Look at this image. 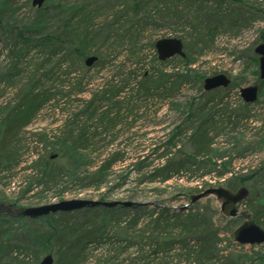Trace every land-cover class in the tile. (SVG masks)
Here are the masks:
<instances>
[{
  "label": "trees",
  "instance_id": "trees-1",
  "mask_svg": "<svg viewBox=\"0 0 264 264\" xmlns=\"http://www.w3.org/2000/svg\"><path fill=\"white\" fill-rule=\"evenodd\" d=\"M11 1L8 0L10 4ZM112 1L109 0L106 5L112 10V16L115 18L112 21L105 18L100 27L95 24L97 10H92V4L88 0L82 2L79 0L68 6L59 2L55 12L45 7L47 0L45 5L36 9L33 19L19 24H11L12 21L9 22L4 18L8 6L5 2L0 23L2 24L4 20L7 22L2 24L1 28L13 40L11 55L24 59L33 48H37L45 57L37 63L35 72L26 82L12 89V97L4 104H0V173L9 172L20 164V156L23 155L21 152L23 133L25 134L26 129L39 115L41 116L45 110H50V103L55 101L58 93L61 92L53 90L55 87H48L43 77L46 79L48 76L54 77L59 71L69 79L73 74V66L70 65L65 71H62V68L67 60L72 58L79 59L89 71L91 66L86 64V59L93 55L98 57L94 64L106 70L108 64H111L117 56L114 53L116 48L123 46L127 48L128 58L141 63L139 45L141 32L147 31L152 24L158 25L155 21L156 15L161 18L160 12L162 10L168 12L174 2L173 0H115L117 2L115 4L120 9H114ZM154 11L157 13L152 15ZM125 16L129 17L120 25V17ZM206 34L211 41L218 32L208 29ZM156 42H151V45L156 47ZM197 45V41L184 43V50L187 48L186 55L172 57L181 58L187 66L184 70L177 67L173 70L158 69L157 65L167 64L172 58L160 60L156 56L153 61L156 66L153 65L151 70H143L137 77L134 75L135 70H130L125 76L122 75L124 65H115L119 72L97 84L100 89L94 92L89 103L85 105L84 112L88 114L87 117L96 119L95 128L101 127V129L91 131L86 124L75 127L80 121L78 113L73 114V118L66 117L65 123L59 127L58 132L55 130L51 133H35L37 139L34 138L35 136L33 139H36V142H45L51 146V149L46 154L31 159L30 163L24 166V170L30 171L29 175L20 181L21 187L27 185L24 191L30 192L39 186H42V190H46L51 185L59 183L66 175L73 181H78L82 188L103 187L110 172L117 166L124 165L126 161V148L118 142L120 131L117 129L123 121L122 107L126 105L130 111L135 109L137 112L144 110V115H147L149 106L156 97L173 95L187 83H202L205 76L195 72L193 68L197 59L192 53ZM73 60L72 64H74ZM18 64L20 62L16 61L10 68L8 78L12 83L17 76L23 77L24 69ZM45 68H47L46 72H41ZM86 77V74L76 76L73 78L74 82L69 79L70 85L77 86L81 93L84 91L83 83ZM93 81L94 78L88 79L86 84ZM64 84L65 82L61 83ZM231 85L237 86L233 81ZM226 89L221 87L204 91L197 101L196 98L192 99L187 109L185 108L187 116L182 124L173 129L165 141L155 146L153 151L159 153L157 165L149 162L146 157L143 159L140 157L145 148H141L138 144L139 139L145 140L147 134L140 135L137 140L136 133L128 138L130 140L128 146L133 145L135 140L138 146L135 148L137 155L133 158L135 160L138 158L133 163L138 175L137 184H165L175 177L182 179L187 173L194 174L202 170L199 177L204 178L218 168V177L228 173L227 163L218 165L212 157L214 141L217 137L214 131L226 129L233 122L238 123L232 121L235 113L232 115L225 111L219 114L215 109L216 100L219 97V100L223 99L221 94ZM124 94L126 95L122 96ZM61 101L62 98L51 107V113L60 111L58 109H62L65 114L69 113V108L61 106ZM64 104L67 106L66 101ZM104 104H107L106 109L100 111ZM250 105V103L243 104L247 113ZM135 122L136 120H133L127 124L131 127ZM51 136L54 140L50 139ZM98 137L100 141L105 140L106 145L95 161L86 162L87 165L94 166V170L92 172L77 170L75 165L81 164V155L87 154L88 157L94 158L96 148H90L96 144ZM55 151H58L56 160L51 163L50 160L55 159L53 158ZM60 157L69 160V165L54 166L53 164ZM35 174L36 177L32 176ZM12 179L7 185L12 183ZM224 181L227 187L235 191L245 180L244 177L232 176ZM123 185V182L117 184L118 187ZM13 204L19 205L18 202ZM246 204L252 209L255 222L264 228V222L261 220L264 218V193L261 196L253 193ZM152 205L150 203L130 206L118 204L114 207L97 206L74 212L50 214L42 217L47 225L44 230L35 226L26 227L17 237L18 242L15 244L9 243L16 237L18 229L14 230L13 225L15 221H23L24 218L0 215L3 219L0 225V264H25L18 257L7 260L14 251L33 255V264H40L44 253L52 254L55 264H124L125 262H127L125 264H134L138 260H142L143 264H264L263 254L257 255L256 261L259 259V262L254 260L252 262L250 254L244 253L241 248L223 254L220 248V232L215 229L213 222L204 218L205 215L201 210L170 209L167 206L152 207ZM233 243L239 247L243 246L237 242ZM99 249H102L103 253L95 258ZM131 250L134 252L131 253ZM132 254L135 256L131 257Z\"/></svg>",
  "mask_w": 264,
  "mask_h": 264
},
{
  "label": "rangeland",
  "instance_id": "rangeland-1",
  "mask_svg": "<svg viewBox=\"0 0 264 264\" xmlns=\"http://www.w3.org/2000/svg\"><path fill=\"white\" fill-rule=\"evenodd\" d=\"M77 1L79 0H48L46 5L45 3L44 5L47 9L50 8V10L54 11L59 2L68 6ZM88 1L92 4V10H97L95 11V15H97L95 24L98 27L102 25L105 18L109 19V21L115 18V16H112V10L106 5L109 0ZM173 1L168 12L165 13L163 10L160 12L161 18L156 15L155 21L158 25L152 24L147 31L141 32V42L139 43L141 46V63H137L126 56L127 48L125 46L116 48L114 53L117 56L111 64H108L109 66L106 70H103L99 65L93 64L90 70L87 71L82 63L79 62V59H69L63 65L62 71L67 70L70 65L73 66V74L69 78L72 82H74L73 78H76V76L85 74L87 76L83 83L84 91L81 93H79L77 86L70 85L71 81L57 70H55L57 72L54 77L48 76L46 79V77L42 76L48 87L52 86L55 87L53 90L61 91L58 93L56 100L54 99L55 101L50 103V110L62 98L61 106L69 108V113L66 112L65 114L62 109H58L60 111H56V113L45 110L26 129L25 134L23 133L22 135L21 152L23 155L20 156V164L9 172L0 173V202L12 204L13 202H18L19 205L17 206L27 207L62 200L90 199L108 202H149L153 204L152 207L167 206L170 209H179L180 206L190 202V195L201 193L210 187H227L224 180L236 176L244 177L245 181L242 186L250 190V195L242 202L240 209H247L252 213V209L246 202L253 193L256 196H261L264 193V79L260 77L259 72L260 56L255 51L257 45L264 42V0ZM5 2L8 3V6L4 18H7L6 20L9 22L12 21L11 24L30 21L35 16L36 9H38V7L33 5V0H12L11 4L8 0H0L1 11L2 7L6 5ZM115 2V0L111 2L115 6L114 9L119 8ZM174 4L176 5L174 6ZM109 6L111 5L109 4ZM100 7L101 9H99ZM156 13L154 11L152 15ZM128 17H120V25L124 24ZM6 20L2 24H6ZM2 24L0 23V104H4L12 97V89L18 88L22 83L26 82L28 77L35 72L37 63L45 57L37 48H33L24 59L12 56L10 49L13 40L4 33L1 28ZM208 29L218 32L211 41H209V36L206 34ZM162 38H180L185 44L197 41L198 45L192 53L197 59L195 65H193L194 71L204 75L205 78L224 73L237 85L232 86L230 84L221 94L223 99L219 100V97L216 100L217 104L215 107L219 114L225 111L227 114L233 115L235 113L232 116V121H238L237 124L234 122L229 124L230 126L226 129H216L214 131L217 137L214 141V155L212 157L218 165L226 162L228 173L223 177H218V168L211 175L207 174L204 178L199 177L203 172L202 170L194 174L187 173L182 179L175 177L165 184L145 183L140 185L136 181L138 175L133 165L138 159H133L137 155V152H135V148L138 147L136 146V140L139 139L140 135L147 134V137L144 138L145 140L139 139L138 144H140L141 148H145L140 157L142 159L146 157L149 162L157 165L159 163V159H157L159 153L153 151L155 146L165 141L170 132L182 124L187 116L185 108L187 109L192 99L196 98L197 101L204 94V78L202 83H187L173 95L162 98L156 97L153 103L150 104L147 115H144V110L137 112L135 109L130 111V108L126 105L122 107L123 121H121L117 129L120 131L118 142L122 143V146L126 148V161L124 165L117 166L110 172L103 187L82 188L78 181H73L66 175L63 176L59 183L51 185L46 190H42V186H39L35 187L33 191L25 192L27 185L21 187L20 181L26 175H29L30 171L24 170V166L30 163L31 159L46 154L51 149V146H48L45 142H36L37 137L34 134L39 132L51 133L55 130L58 132L59 127H62V124L65 123L66 117L70 119L74 117L73 114L78 113L80 121L75 127L85 126L86 124L91 131L101 129V127L95 128L96 119H89L87 117L88 114L84 112L85 105L89 103L94 92L100 89L97 84L104 81V78H109L116 74L117 71L119 72L118 67H115V65H124V69L121 71L124 76L130 70H135V77L139 76L143 70H151L153 65L156 66V63H153L155 56L158 57L157 49L151 45V42H156ZM72 60L74 64H72ZM16 61L20 62L18 65L24 69V72L22 73V78L17 76L12 83V81H9L8 76L12 63ZM156 67L158 69L167 68L168 70H173L174 67H177L180 70H184L187 66L181 58H172L169 63L159 64ZM46 70L47 68L41 72H46ZM58 75L59 79H57ZM91 78H94V81L86 84V81ZM62 82H65V84L61 85ZM251 85H258L260 92L257 101L251 103L247 113L243 106L245 101L241 96V89ZM64 101H66L67 106H65ZM67 101H70V103ZM106 106L107 104H104L100 111L106 109ZM133 120H136V122L130 127L127 123ZM134 133L137 134L135 143L128 146L130 142L128 138L132 137ZM33 136H35V140ZM99 137L95 141L96 144L90 148H96L93 154L94 158L88 157L87 154L81 155V164L75 165L77 170L82 172H92L94 170V166L87 165L86 162L95 161L106 145V141H100ZM50 139L54 140L53 136ZM151 143L154 145H150ZM54 153L56 154L58 151ZM55 160L56 158L50 160V162L52 163ZM66 164L67 166L69 165V160L60 157L53 165L58 167ZM36 174L32 176L36 177ZM10 179H12V183L7 185ZM120 182H123V187L117 186ZM205 182L206 184H204ZM156 203L157 205H154ZM197 203L198 206L196 207ZM207 207L210 209L208 210ZM190 208L193 211L201 210L205 215L204 218L214 223L215 229L220 232V248L223 254L230 251L235 252L241 248L244 253L248 252L250 254L252 262L253 260L254 262H259V259L256 261L257 255H264V243L254 247L251 245L239 247L233 243L235 242L234 231L244 220L242 218H233L232 220L224 216L220 210V203L215 197L201 199L190 205ZM215 210H218V212ZM261 220L264 222V218ZM2 221L3 219L0 217V225ZM33 226L41 230L47 227L43 218L39 220L24 218L23 221H15L14 230L18 228L17 230L20 232L16 230V237L11 239L9 243H17V237L20 236L21 231H24L26 227ZM133 252L131 250V253ZM100 253H103L102 249L96 251L95 258ZM46 254L48 253H44L43 256ZM132 256L134 257L135 254H132ZM15 257H18L25 264L34 263L33 255L26 252L19 253L18 251L11 252L7 260L9 261ZM134 264H143V261L138 260Z\"/></svg>",
  "mask_w": 264,
  "mask_h": 264
},
{
  "label": "water",
  "instance_id": "water-1",
  "mask_svg": "<svg viewBox=\"0 0 264 264\" xmlns=\"http://www.w3.org/2000/svg\"><path fill=\"white\" fill-rule=\"evenodd\" d=\"M47 0H33V5L41 8ZM1 16V8H0ZM156 49L160 60H166L174 56L180 55L184 57L186 55L184 50V42L180 38H162L157 40ZM260 58L259 72L260 77L264 79V42L257 45L255 48ZM98 59L97 56H90L86 59V64L92 66ZM231 84V78L224 74H216L211 77H207L204 80V90L210 91L217 88H227ZM259 86L251 85L241 89V96L246 103H254L259 96ZM56 154L53 155V158ZM250 190L242 186L237 191H233L225 186L210 187L198 194L190 195L191 201L181 206V209L188 208L190 205L197 201L215 197L220 203L221 213L228 218L240 217L244 221L234 231V240L240 244H263L264 243V228L258 225L252 213L245 209H240L241 203L248 198ZM149 202H118V201H103V200H90V199H71L62 200L59 202L43 204L39 206H16L12 203L0 202V215H8L12 217H25L37 219L53 213L58 212H74L84 208H91L97 206L114 207L118 204L126 206L145 204ZM40 264H55L54 256L48 254L44 256Z\"/></svg>",
  "mask_w": 264,
  "mask_h": 264
}]
</instances>
